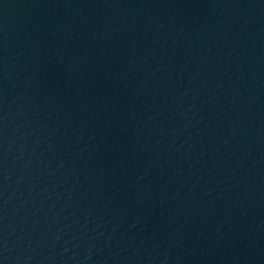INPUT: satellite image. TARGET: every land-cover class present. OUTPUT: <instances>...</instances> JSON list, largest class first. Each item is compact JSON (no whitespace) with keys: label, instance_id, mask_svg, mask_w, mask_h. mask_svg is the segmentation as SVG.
Wrapping results in <instances>:
<instances>
[{"label":"water","instance_id":"95a60500","mask_svg":"<svg viewBox=\"0 0 264 264\" xmlns=\"http://www.w3.org/2000/svg\"><path fill=\"white\" fill-rule=\"evenodd\" d=\"M264 217V0H0V264H166Z\"/></svg>","mask_w":264,"mask_h":264}]
</instances>
